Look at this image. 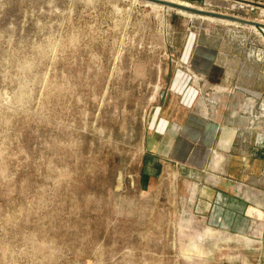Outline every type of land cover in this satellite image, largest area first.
<instances>
[{"label": "rangeland", "instance_id": "obj_1", "mask_svg": "<svg viewBox=\"0 0 264 264\" xmlns=\"http://www.w3.org/2000/svg\"><path fill=\"white\" fill-rule=\"evenodd\" d=\"M166 1L260 25L151 0H0V264H264L251 193L219 201L206 127L189 124L250 121V96L223 94L235 73L264 93V4ZM179 71L196 74L189 107ZM164 120L185 128L161 156Z\"/></svg>", "mask_w": 264, "mask_h": 264}, {"label": "crops", "instance_id": "obj_2", "mask_svg": "<svg viewBox=\"0 0 264 264\" xmlns=\"http://www.w3.org/2000/svg\"><path fill=\"white\" fill-rule=\"evenodd\" d=\"M241 1L264 4V0ZM180 72L183 73V77L180 84L177 85L176 81ZM219 73L221 74L220 71ZM194 76H196L195 72H193V75L186 76L183 71H179L171 88L172 92L180 95V103L185 107H189L197 95L196 88L190 87V80ZM205 77L209 78L208 83L214 78L211 71L205 72ZM221 77L227 78L225 74L219 76L220 79ZM233 77L234 81L226 83L227 88H224L226 91L223 96L225 100L228 96H234L236 100L240 99V101L247 100V97L250 96L249 99H252V101L246 108L249 110L250 121L240 113V115L231 118L219 119L217 124L208 123L206 118L191 116L189 124L198 125L200 128L206 127L204 135L207 141H205L203 148L204 161L202 167L204 169L202 170L206 169L219 174L220 183L217 185L220 191L219 201L222 204L224 202L227 204L230 198L228 193L232 192L236 195V190L242 191L243 188H246L251 194L248 195L247 192L245 198L240 196L242 200H246L243 203L240 202V204L255 205L257 209L253 212L254 217L259 218L264 223V133L259 131V118L256 114L258 112L257 110L254 112L258 100L264 97V93L255 89L253 84L244 87L240 80L241 77L237 73ZM221 103L220 101V106ZM241 112L243 114L244 109H241ZM161 124L162 129L156 130V133L160 134L161 137L159 143L156 142L158 145L155 153L166 156L170 150H173V147L175 148L176 142L180 140L185 124L182 125V123L171 120H164ZM213 155L216 156L214 160H212ZM213 164L218 167L217 170L213 169V167L215 168ZM192 167L193 173L198 172L199 166L192 165ZM236 196L238 197V195ZM240 208L242 209L243 206L241 205Z\"/></svg>", "mask_w": 264, "mask_h": 264}, {"label": "water", "instance_id": "obj_3", "mask_svg": "<svg viewBox=\"0 0 264 264\" xmlns=\"http://www.w3.org/2000/svg\"><path fill=\"white\" fill-rule=\"evenodd\" d=\"M151 1H153L155 3H159V4H164L168 7L176 8V9H179L182 11L194 12V13H200V14H212V15H215L217 17L225 18V19L232 20V21L239 22V23H250V24H253L255 26L260 25L259 23L246 21V20H243V19H240L237 17H232V16H228V15H224V14H218V13L206 12L204 10L196 9V8H194L190 5H186V4L175 3V2L166 1V0H151Z\"/></svg>", "mask_w": 264, "mask_h": 264}]
</instances>
